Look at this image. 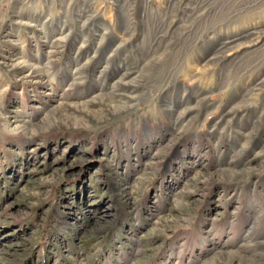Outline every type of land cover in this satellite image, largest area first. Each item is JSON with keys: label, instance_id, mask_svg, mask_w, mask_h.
Returning <instances> with one entry per match:
<instances>
[{"label": "rangeland", "instance_id": "374dc122", "mask_svg": "<svg viewBox=\"0 0 264 264\" xmlns=\"http://www.w3.org/2000/svg\"><path fill=\"white\" fill-rule=\"evenodd\" d=\"M174 1L0 0V264H264V0Z\"/></svg>", "mask_w": 264, "mask_h": 264}, {"label": "bare ground", "instance_id": "6f19581e", "mask_svg": "<svg viewBox=\"0 0 264 264\" xmlns=\"http://www.w3.org/2000/svg\"><path fill=\"white\" fill-rule=\"evenodd\" d=\"M176 1V0H175ZM174 1V2H175ZM210 1H212V0H210ZM234 1V0H233ZM262 1V0H261ZM214 2V1H213ZM225 2V1H224ZM223 2V3H224ZM242 2V1H241ZM243 2H244V0H243ZM248 2V1H247ZM260 2V1H259ZM263 2V1H262ZM185 3H187V2H185ZM184 3V4H185ZM223 3H221V4H223ZM226 3H227V1H226ZM230 3V2H229ZM229 3H228V5H229ZM245 3V2H244ZM257 3V2H256ZM172 4V3H171ZM209 4V3H208ZM250 4H251V2H250ZM263 4V3H262ZM262 4H260V5H262ZM175 5H176V3H175ZM177 5H178V2H177ZM193 5V3H191V6ZM199 5V4H198ZM207 5V4H206ZM212 5V4H211ZM237 5V4H236ZM241 5V4H240ZM243 5V4H242ZM222 6V5H221ZM220 6V7H221ZM238 6V5H237ZM246 6V5H245ZM249 6V5H248ZM253 6V5H252ZM255 6V5H254ZM253 6V7H254ZM264 6V5H263ZM208 8H209V6H207ZM219 7V6H218ZM256 7L257 8H259L258 7V4L256 5ZM222 8V7H221ZM239 8H241V7H239ZM248 8V7H247ZM256 8V9H257ZM262 8V7H261ZM194 9V8H193ZM205 9V8H204ZM243 9V8H242ZM250 9H252V8H250ZM169 10V9H168ZM178 10V9H177ZM189 10H190V8H189ZM200 10V9H199ZM217 10V9H216ZM231 10H233V9H231ZM255 10V9H254ZM145 11V10H144ZM183 11V10H182ZM234 11V10H233ZM237 11V10H236ZM247 11H248V9H247ZM252 11V10H251ZM256 11V10H255ZM188 12V11H187ZM186 12V13H187ZM197 12V11H196ZM223 12V9H218V12L217 13H222ZM226 12V11H225ZM225 12H223V13H225ZM235 12V11H234ZM239 12V11H238ZM243 12H246V10L245 11H243ZM189 13H190V11H189ZM195 13V12H194ZM242 13V12H241ZM231 14V13H230ZM255 14V13H254ZM148 15V14H147ZM224 15V14H223ZM246 15V14H245ZM233 16V15H232ZM256 16V15H255ZM221 17H222V14H221ZM228 17H229V15H228ZM245 17H247V16H245ZM216 18V17H215ZM220 18V17H219ZM224 18V17H223ZM234 18V17H233ZM222 19V18H221ZM226 19V18H225ZM228 19V18H227ZM242 19V18H241ZM215 20V19H214ZM217 20H219V19H217ZM224 20V19H223ZM230 20V19H229ZM239 20V19H238ZM216 21V20H215ZM221 22V21H220ZM233 22V21H232ZM210 23H211V21H210ZM219 23V22H218ZM229 23V22H228ZM212 28V27H211ZM256 34V35H255ZM252 35H255V38H253L252 37ZM244 39H248V40H250V41H262V40H264V25L263 26H260V27H256V28H254V29H252V30H247V31H245V32H243V33H241V34H239V35H234V36H232V37H227V38H225L224 40H222L218 45H216V46H214V48H213V50H212V52H211V54H212V57H210V58H208L207 60H205V61H203V63L200 65V67H199V70L202 72V73H204L205 72V70H203L202 68L203 67H205L206 65H211V64H214V63H216V62H218L219 60H220V58H218V56L219 55H221L225 50H229V49H231V48H236V45H237V43H239L240 41H242V40H244ZM144 43V42H143ZM246 43V42H245ZM242 44V43H241ZM143 45V44H142ZM220 45V46H219ZM248 45H249V43H248ZM222 46H224V48L223 49H221V47ZM243 46V45H242ZM245 46V45H244ZM114 47H115V45H114ZM241 47V46H240ZM231 52V51H230ZM262 55H263V53L262 52H260ZM261 54H260V56H261ZM224 55V54H223ZM226 57V56H225ZM224 57V58H225ZM259 57V56H258ZM257 57V58H258ZM222 58V57H221ZM232 58H233V56H232ZM239 58V57H238ZM224 61V60H223ZM230 61H231V58H230ZM221 62V61H220ZM215 66V65H214ZM248 66V65H247ZM256 67V66H255ZM124 68V67H123ZM247 68V67H246ZM207 69V68H206ZM125 75H126V73L125 74H120L119 75V78L120 79H124L125 78ZM257 81V80H256ZM260 81V80H259ZM259 83H256V84H254V86H256V85H258ZM112 85V84H111ZM178 105V104H177ZM183 105V104H182ZM180 117V116H179Z\"/></svg>", "mask_w": 264, "mask_h": 264}]
</instances>
